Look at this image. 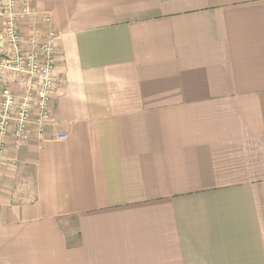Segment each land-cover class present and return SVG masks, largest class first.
<instances>
[{"label":"crops","instance_id":"0c3cea01","mask_svg":"<svg viewBox=\"0 0 264 264\" xmlns=\"http://www.w3.org/2000/svg\"><path fill=\"white\" fill-rule=\"evenodd\" d=\"M32 9L58 83L0 162V264H264V0Z\"/></svg>","mask_w":264,"mask_h":264},{"label":"built area","instance_id":"2783aa9c","mask_svg":"<svg viewBox=\"0 0 264 264\" xmlns=\"http://www.w3.org/2000/svg\"><path fill=\"white\" fill-rule=\"evenodd\" d=\"M33 2L0 0V162L9 136L13 147L19 148L28 140L29 127L43 136L52 125L50 99L58 83V34L53 28L45 33L37 29L39 19L49 24L50 18L34 11Z\"/></svg>","mask_w":264,"mask_h":264}]
</instances>
